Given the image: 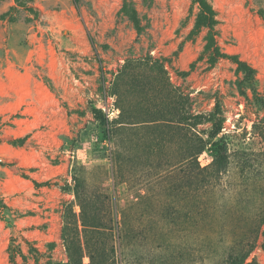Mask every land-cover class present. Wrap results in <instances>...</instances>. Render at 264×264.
Returning a JSON list of instances; mask_svg holds the SVG:
<instances>
[{
  "label": "rangeland",
  "instance_id": "374dc122",
  "mask_svg": "<svg viewBox=\"0 0 264 264\" xmlns=\"http://www.w3.org/2000/svg\"><path fill=\"white\" fill-rule=\"evenodd\" d=\"M206 1L214 61L194 0H0V264H71L69 238L83 264H264V0ZM173 91L201 118L180 134L128 123L116 163L117 94L126 116L169 120ZM189 124L229 143L219 181L198 190L176 150ZM82 217L102 231L84 234Z\"/></svg>",
  "mask_w": 264,
  "mask_h": 264
},
{
  "label": "trees",
  "instance_id": "16d2710c",
  "mask_svg": "<svg viewBox=\"0 0 264 264\" xmlns=\"http://www.w3.org/2000/svg\"><path fill=\"white\" fill-rule=\"evenodd\" d=\"M199 7L200 11V22L203 26L208 28V33L206 35V44H205V51L209 54V59L214 61L219 57H224L225 54L222 53L214 39V32L213 27L216 24L215 15L213 12L212 7L208 4L206 0H194ZM121 10L138 25V18L137 12L135 9H128L126 3L124 2ZM239 66H241V62H237ZM130 64V63H128ZM245 69V68H244ZM247 69V68H246ZM173 98L176 101V107L174 108V112L171 118L168 119H151V120H141L138 116H126V112L129 109L131 102L129 100L123 98V94H117L118 101H119V113L117 118L112 120L114 126L111 128L108 126V132L112 133L113 139L112 141L114 144V159L116 163H119L122 160L123 156V143H124V135L126 133V129H128L127 124L134 123L136 127L132 129V133H138L140 129L145 127H151L152 129H158L162 126L171 127L174 130V133H182L185 126L184 120L190 119L195 121L200 117L199 114H192L187 111L182 110V102H185L186 98L180 93L173 91ZM127 117V118H126ZM164 117V116H163ZM130 119L135 122H127ZM194 124V123H193ZM192 124H189L191 126ZM252 128L255 130L257 136L264 140V117H262L258 122H254L252 124ZM179 133V134H180ZM187 141L185 146V153L183 150V143H181L176 150L179 151V164L183 165L182 167L187 166V175L189 176V183L191 187L195 190L201 189L207 186H213L216 184L222 172L226 169L229 163V155H228V141L226 139V135L222 132L221 127L216 125L215 129L212 134V140L205 139L201 133L193 128L187 134ZM160 142L155 139V136L151 139V147L156 148L158 147ZM164 147L166 144H162ZM168 148V146H167ZM166 148V149H167ZM209 151L211 154L210 159L208 162L201 166L198 157L203 156L206 151ZM83 204L80 203V208H83ZM104 225L103 222L99 220H87L81 218V226L82 231L84 234L86 232H93L94 234H99L102 231V226ZM105 227V226H103ZM67 251L71 261V264H83L81 262V246L73 245L75 243V239L69 238L67 239ZM83 247L90 249V245L87 243V240L83 239ZM8 255L11 262L14 261L16 255L19 253V250L15 246H8ZM247 255V252H231L228 254L226 260L222 264H239L243 258ZM89 258V264H94V252H89L87 255ZM104 261V263H103ZM99 264H107L105 260H102Z\"/></svg>",
  "mask_w": 264,
  "mask_h": 264
}]
</instances>
